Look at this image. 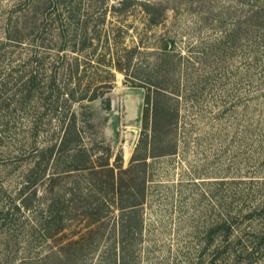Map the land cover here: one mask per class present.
Returning <instances> with one entry per match:
<instances>
[{"label":"rangeland","instance_id":"rangeland-1","mask_svg":"<svg viewBox=\"0 0 264 264\" xmlns=\"http://www.w3.org/2000/svg\"><path fill=\"white\" fill-rule=\"evenodd\" d=\"M260 2L0 0V264H264ZM74 117L91 159L36 163Z\"/></svg>","mask_w":264,"mask_h":264},{"label":"trees","instance_id":"trees-1","mask_svg":"<svg viewBox=\"0 0 264 264\" xmlns=\"http://www.w3.org/2000/svg\"><path fill=\"white\" fill-rule=\"evenodd\" d=\"M49 1V0H48ZM250 1V0H248ZM249 9L247 11V15L245 18V21L251 24H254L258 29L261 31H264V0H261L259 4H249ZM146 9L150 18V21L152 23H158L161 17H163V11L160 9L161 7H158L157 5H146ZM75 61L78 62V57L75 58ZM117 67V66H116ZM118 69H121L117 67ZM72 97L74 98V93H71ZM97 96L94 95L92 98H96ZM85 96H79L78 100L84 99ZM146 105L144 107L143 112V118L145 120V128L149 127V118L151 116V107L150 104L152 103V96L150 93V90L148 89L146 95H145ZM162 100H156L154 105V113H155V129L156 126L159 125V127H163V122L158 124V116L160 115L163 117L160 120L166 119V109L160 108L158 106V103H161ZM108 106H110V101L108 100ZM64 127V131L62 132L61 136L59 137V140L55 143H52L48 146H45L43 148H35L34 150L37 151L38 158L36 163L40 164L39 161L42 159H50L53 155L56 153H63V152H69L72 151L73 158L78 162H84L91 159V154L89 153L88 149L84 146H81V135L80 131L77 125L76 118L74 117L72 120L67 122V124ZM137 158L133 156V161ZM130 170V167L128 169L122 170L124 172H127ZM25 202H28V198L26 197L25 200H22L23 206H26ZM141 204V202H132V204L129 206L130 209L127 210V212L124 213L122 219H121V225H120V231L122 233H131L134 234L136 232H139L141 230L142 222L141 219H138V210L137 206ZM52 205H49V207ZM19 209V207H18ZM51 211V210H50ZM125 216V219H124ZM134 240L131 241H125V238L123 237L121 240V250L125 249V247L129 243H133ZM22 264H47V259L40 258L39 260H31L30 262H23ZM117 264V259H116ZM119 264H128L126 261V256H121V260Z\"/></svg>","mask_w":264,"mask_h":264}]
</instances>
